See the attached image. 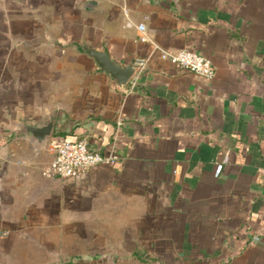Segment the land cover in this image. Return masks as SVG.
I'll use <instances>...</instances> for the list:
<instances>
[{"label": "crops", "instance_id": "0c3cea01", "mask_svg": "<svg viewBox=\"0 0 264 264\" xmlns=\"http://www.w3.org/2000/svg\"><path fill=\"white\" fill-rule=\"evenodd\" d=\"M80 47L134 72L116 89ZM74 139L114 163L44 176ZM65 258L264 264V0H0V264Z\"/></svg>", "mask_w": 264, "mask_h": 264}, {"label": "built area", "instance_id": "2783aa9c", "mask_svg": "<svg viewBox=\"0 0 264 264\" xmlns=\"http://www.w3.org/2000/svg\"><path fill=\"white\" fill-rule=\"evenodd\" d=\"M136 30L139 32V41H145L144 24L137 23ZM159 56L207 80L213 77L214 70L210 60L192 49L180 48L173 52L160 50ZM134 64L139 66L142 62L135 61ZM115 159L113 153L92 151L83 139L64 140L55 147L53 157L42 169V174L47 177L74 179L96 166L112 164Z\"/></svg>", "mask_w": 264, "mask_h": 264}, {"label": "water", "instance_id": "95a60500", "mask_svg": "<svg viewBox=\"0 0 264 264\" xmlns=\"http://www.w3.org/2000/svg\"><path fill=\"white\" fill-rule=\"evenodd\" d=\"M83 52L90 56L97 65L99 71L107 74L114 82L116 89L124 85L134 72L132 63L121 65L111 59L105 51L88 47H80ZM54 112L47 111L43 120L35 125L24 122L21 129L28 134L36 147L44 144L51 132Z\"/></svg>", "mask_w": 264, "mask_h": 264}, {"label": "rangeland", "instance_id": "374dc122", "mask_svg": "<svg viewBox=\"0 0 264 264\" xmlns=\"http://www.w3.org/2000/svg\"><path fill=\"white\" fill-rule=\"evenodd\" d=\"M59 264H75L74 262H72V260H70L69 258H65L64 261H60Z\"/></svg>", "mask_w": 264, "mask_h": 264}]
</instances>
